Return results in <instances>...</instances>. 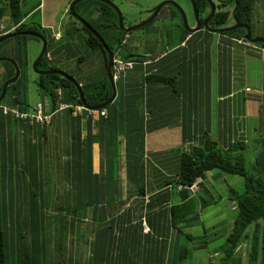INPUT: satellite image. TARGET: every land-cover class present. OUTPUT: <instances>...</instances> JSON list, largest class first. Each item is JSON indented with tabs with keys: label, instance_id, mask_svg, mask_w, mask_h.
<instances>
[{
	"label": "crops",
	"instance_id": "crops-1",
	"mask_svg": "<svg viewBox=\"0 0 264 264\" xmlns=\"http://www.w3.org/2000/svg\"><path fill=\"white\" fill-rule=\"evenodd\" d=\"M21 1V6L26 3V0ZM70 2L64 0L62 8L57 2H32L27 5L28 10L21 8V21L30 27L38 26L43 32L50 55V58L45 56V63L63 71L70 69L81 82H100L103 80L102 54L87 44L86 32L68 12ZM4 7L0 24L4 25L2 33H8L17 24L12 21L6 4ZM84 16L100 17L98 12L86 10ZM107 16L108 20H105L112 24L113 17ZM98 24L94 26L102 28ZM148 30L140 31L141 35L137 37L126 35L128 38L119 51L124 54L138 51L144 54L147 63L136 65L115 82L116 95L105 108L107 117L97 110L88 112L91 110L88 108L74 114L67 108L56 107L51 123L40 126L0 116V208H13V213L8 212V222H19L18 210L24 202L23 194L19 192L24 189V184L9 178L10 170H48V176L52 174L54 178L59 170L61 178L58 182L63 185L61 192L64 193L70 190L67 170H91L89 180L93 173L100 177L97 184L103 186L101 189L96 186V189L112 192L111 202L101 203L112 208L111 214L103 217L104 222H112V235H120L126 228L129 233V245L112 251V264L118 261L120 264H193L191 247L186 246L185 259H180L179 255L184 248L183 238L188 239L186 234L191 236L189 241L205 236L204 228L202 233H192L191 229L184 231L183 227L184 224L192 228L202 224L200 211L208 204H203L201 192L216 203L229 199V187L239 191L236 187L244 181L238 180L233 185L229 183V174L219 176L215 168L203 180L209 188L205 184L199 186L186 198L181 197L180 186L175 187L169 181L179 170L181 153L200 145L206 133L225 149L236 143L259 146L255 160L264 159V48L239 44L225 34L203 28L179 40L180 30L175 36L177 40L173 41L175 37L172 36L167 43L162 27L156 33L149 32V38L146 37ZM107 32L109 37L117 35L114 28ZM256 36L264 37L262 34ZM36 39L32 42L28 38L13 39L0 48L2 56L17 58L21 70L19 81L9 90L6 102L17 98L22 109L30 110L41 103L45 111H53L49 96L38 88V74L29 72L31 60L42 46ZM130 39L133 51L127 46ZM146 72L165 75L168 80H147ZM11 73V67L1 65L0 83L10 78ZM30 83L34 85L32 89ZM243 91L246 94L239 96ZM249 161L252 160L249 158ZM134 170L144 171V195L137 193L136 183L129 177L134 176ZM104 176L107 177L103 179ZM81 188L85 192L82 180ZM122 199L127 201L121 206L118 201ZM172 206L174 214L170 213ZM216 216L218 226H214L211 234L216 233L212 238L218 239L219 245L212 253H206L211 255H206L207 264L214 263L213 255L225 256V249L219 247L232 230L231 218L227 220L221 213ZM84 219L86 222L91 219L88 209ZM189 221L191 223H185ZM144 224L148 231L144 230ZM14 226L6 239L9 251L17 256L19 249L22 250L18 248L22 232L18 235ZM96 229L90 226L91 233L94 234ZM80 231L87 232L85 227ZM207 244L201 240L192 249L198 250ZM28 250L32 263L37 261L40 252L47 253L45 243L40 247L39 239L34 236L28 243ZM56 252L54 248L53 254ZM91 252L86 242L84 247L80 245L79 260L84 259L86 263ZM119 254L123 255L122 259L118 258Z\"/></svg>",
	"mask_w": 264,
	"mask_h": 264
},
{
	"label": "trees",
	"instance_id": "trees-1",
	"mask_svg": "<svg viewBox=\"0 0 264 264\" xmlns=\"http://www.w3.org/2000/svg\"><path fill=\"white\" fill-rule=\"evenodd\" d=\"M213 2L216 5V9L214 15L209 21V25L211 27L214 28L224 27L225 23L229 19H233V24L235 23V21L240 23L250 24L252 0H216ZM21 3H22L21 0H0V19L4 15L5 12L4 4H6L7 6L6 9L10 12L12 21L15 24H17V26L11 32L35 30L40 33H43L38 26L30 27L21 21L23 17V13L21 11ZM195 3L198 10V14H200L201 12L204 14L202 17L200 16V19L202 20L203 17H205L208 14L209 5L205 0H195ZM164 7L165 5L160 9L158 14L149 23L131 32H125L121 30L118 27V18L115 10L110 6H108L107 4H104L98 0L81 1L75 6V9L84 18H85L84 16L85 10L88 11V9L91 8L92 10L89 12L91 13L98 12L100 17L104 18V22L100 23L102 28H97L90 21L88 22L103 36L105 42L108 44V46L113 52V57H117L125 61H133L134 62L133 68H134L136 65H145L144 62L146 61H144L145 60L144 54H141L138 51L124 54L119 50L122 48V44L125 43L124 40L126 41L128 36L130 37V35H132L133 32L135 31L142 30L141 32H144L145 30L148 29L152 30V32L148 30L150 33H156L157 31H159L161 25H154V21L157 19L158 15L161 13ZM154 8L155 7L150 9V13H152ZM107 15H111L113 17L112 24H110L105 20V18L106 19L108 18ZM173 15H174L173 11H166L164 13V16L165 17L169 16L170 19H172ZM178 16L180 18V22L179 25L177 24L176 25L179 26L181 29V35L179 38V40H181L188 34H191V32L187 31L184 28L182 17L179 13ZM78 23L87 34V38H86L87 44L91 48H95L99 50L102 54L103 80L100 82H96V81L81 82L78 77L74 76V74L72 73H68V74L74 76L79 84L81 83L80 86L83 90L84 98L86 99L87 103L90 105H96L107 100L112 93L111 85L109 83L108 78L106 77L107 53L103 49L99 41L79 21ZM169 26H168L169 31H167L166 34L164 35L165 43L170 42L172 39V31L170 30L171 28ZM110 28H114V30L117 32L116 36L113 37L108 36L107 30ZM144 28L147 29L143 30ZM203 29L207 31L206 28ZM4 34L6 33L1 32L0 37H2ZM222 34L227 35L229 38L233 40L243 39L244 41H247L244 38L245 35L244 28H237L228 32H222ZM19 38L20 36L14 37V39H19ZM10 39L11 38L6 39L2 43H0V48L4 43L9 41ZM254 44L261 46L259 42L253 43V45ZM17 52H20V49L18 47H17ZM47 53L48 51L46 48L44 54L42 55L38 63V67L40 69L53 68L51 65H48L47 63L44 62V58ZM0 55L2 56L1 52ZM12 58L17 61L20 69V63L17 60V58L15 56H12ZM3 62L8 63L9 66L11 67L12 73L10 74V77H12L14 75V67L12 66L11 63L7 61L3 60ZM132 69L127 70L124 74H126L128 71ZM124 74H122L118 79H120ZM146 74H145L146 75L145 79L147 80L149 79L162 80L163 82H166L168 80V78L165 77V75H161L159 73L149 74L148 72H146ZM37 76H38V81H37L38 88L43 94L49 96L52 104V108H51L52 110L55 109L56 107L58 109L59 103H66V104H70V106L66 108L72 113L73 105H77V104L82 105L78 97L77 88L66 78L59 76L57 74H49V75L38 74ZM118 79H116L115 82ZM17 81H19V76L16 79V81H14L13 83L7 86L6 94L1 102L7 103L9 105H15L19 109L25 110L22 109V107L20 106V102H18L17 98H14L15 100H10V101L8 100L6 102L9 90L15 86V83ZM3 83L4 81L0 83V92ZM58 90H60V94L58 93ZM107 106L100 109H105L107 108ZM57 109L53 110L54 113ZM100 109H96V110L98 111ZM44 112H52V111L44 110ZM53 115L51 117V120L53 118ZM0 116L11 117L10 115H3V114H0ZM15 120H19V119H15ZM51 120L46 125L37 124L33 122L30 123L40 126H47L51 123ZM21 121H26V120H21ZM246 147H248L247 144L236 143L231 146H228L225 149L221 145H219L213 138L207 136L206 133L205 139L200 145L193 146L189 151H184L181 153L180 161H179V170L176 171L175 174L176 176L172 180H170L169 183H174L175 187L180 186L179 193L182 198H186L190 192L193 191L195 193L198 190L199 186L204 185L203 180L207 179V173L210 172L212 169L215 168L218 169L219 176L223 173L237 174L241 176V178L244 181L243 191L239 192L233 187H229L228 189V198L234 203V207L236 208L237 213L233 222L231 232L226 237L224 244H222L219 248L222 250L225 249V256L222 259L226 261L229 260V258L233 257L234 252L238 247L239 243H241L242 239L244 241L248 239L250 240V244H251V248H250L251 261H254L257 258V254H259L260 264H264V159L258 162L263 172L262 175L260 173L247 171L246 165H248V162L250 161H249V157H247L248 153ZM251 163L252 162H250V164ZM251 166H253V164ZM134 171H132V173H134ZM90 172L91 170H67V182H68V186L70 187V190L65 193L62 192L61 196L63 203L67 207H69L70 214H73V218L69 217L70 220L67 219L65 220V222H61L60 226H58L60 232V238H59L60 240L57 243V247H55L57 251L56 254H58V256L57 259L54 261V264H112V260H111L112 251L114 249L115 250L119 249L120 247L126 248L129 245L128 243L129 233L127 231V228L124 229L123 233L115 236V234L112 235L111 232V229L113 228L112 222L110 220L104 222L103 217L105 215L111 214L110 212L112 208L104 207L101 203H103L105 200L106 202L110 203L112 199V192L108 190L102 192L96 189V186L100 189L103 188L101 184H97V182L100 181V177L92 173L90 176L91 180H89L88 176ZM56 175H60L59 170L58 171L56 170ZM56 175H55L56 178L55 182L58 181ZM133 175L135 177L132 175L129 177L135 181L137 193L144 195V186H143L144 171L136 170ZM107 176H104L103 179L106 178ZM48 177H49L48 170H10L9 178H12L14 181H18L19 183L23 182L24 184V189L22 190V192L21 191L19 192L20 194H23L24 202H23V206L19 207L18 211L21 217L19 222L17 223L23 225L29 224L30 227L28 228H32L33 230L35 229V219L33 220V222L32 219L31 221L29 219V213L32 209L29 202L32 203L34 202L35 200L34 193L37 190H40L44 185V183H47V181L49 180ZM81 180L85 186V192L82 191ZM196 181L198 188L192 189L191 186ZM37 185L39 186V189H37ZM126 201L127 200L122 199L121 201L119 200L118 202L122 206V204H125ZM202 202L204 205L209 204V201H207L205 198H202ZM149 203H150V199L146 204L147 209ZM98 204H100V206H98ZM87 209L89 210V216H91V219L88 222H86L85 225V229L87 230V232L90 231V226H94V229H96L95 228L96 226H100V227H98L95 230L94 234L91 233V235L85 239L86 244H88L87 245L88 248L91 247L92 252L91 255L89 256V259L86 261V263H84V259L81 262L79 260V255H78V249L79 246L81 245V242L77 238H75L72 232H69V230L72 231L71 226L72 224H75L77 227L74 228L77 229L78 234H80L79 231L81 228L82 221L80 220L79 215H82V217L84 218ZM9 211L13 213V208H5V207L0 208V264H47L46 254H43L42 252H40V254L37 256V261L35 262L34 260V262L32 263V257L30 251L28 250V244L26 246H23V244L21 245L22 250L19 249L20 253L17 256H15V252L11 253L9 251L6 234H8L11 231V227L15 225V222H8ZM174 212H175V208L172 206L170 208V213L174 214ZM71 219L73 221H71ZM53 221L51 222V226L53 225ZM140 224L141 223H139V225ZM249 225L252 226L251 232L247 231ZM213 229L214 226L204 228V234H205V238H203L204 244L209 243L213 239L212 236L216 234L215 232L211 234L209 239H207L208 236L206 235L207 231L210 232ZM43 233L47 237L46 228L44 229ZM250 234L252 235L250 236ZM186 237H188V239H191V236L188 234H186ZM100 247H102L101 250H99ZM96 251L98 253H96ZM99 253H103V255L99 256L98 255ZM187 253H188V248L184 246V248H182L180 251L179 258L185 259L187 257ZM122 256H123L122 254H119L118 258L122 259L123 258ZM213 258L214 257H212L211 259L215 260ZM50 262H51L50 264L53 263V261ZM122 263L124 264V262ZM116 264H120V262L118 261L116 262ZM171 264H176V263L172 262Z\"/></svg>",
	"mask_w": 264,
	"mask_h": 264
},
{
	"label": "rangeland",
	"instance_id": "rangeland-1",
	"mask_svg": "<svg viewBox=\"0 0 264 264\" xmlns=\"http://www.w3.org/2000/svg\"><path fill=\"white\" fill-rule=\"evenodd\" d=\"M38 0H26V3L22 6L21 8L24 10H28L29 8L27 7V5L31 4L32 2H37ZM63 1L64 0H45L46 3H51V2H57L60 5V8L63 7ZM72 1V0H71ZM121 11V14L123 15V22L125 26H129V25H135L139 22H141L142 20H144L145 18H147L151 13H150V9L157 6L161 1L163 0H111ZM179 7L182 8V10L185 12L186 16H187V22L189 26H194L196 25V17H195V13H194V8H193V4L191 0H173ZM216 1V0H213ZM166 11H173L174 15L172 16V19L169 18V16L165 17L164 13ZM180 14L178 8L172 4H167L165 5V7L163 8V10L161 11V13L158 15L157 19L154 21V25H161L162 27V31L163 34L165 35L167 31H169L168 26H171L172 29V36L175 37L178 35V33L180 32V27L177 26L179 25L180 22V18L178 16V13ZM204 14L201 12L199 14V18L200 16L202 17ZM70 16V15H67ZM85 18L87 19V21H90L93 25H99L98 23H102L104 22V18L102 17H95V16H85ZM97 18V19H96ZM204 18V17H203ZM74 20H76L74 18ZM8 19H5V22H7ZM76 22V21H75ZM78 24V23H77ZM177 24V25H176ZM233 24V19H229L226 23L225 26H229ZM250 28H251V34L253 37H261V36H256L258 34H262L264 35V0H252V11H251V18H250ZM219 28V27H217ZM147 28H144L143 30H145ZM142 30L139 31H135L133 32L134 36H139L141 35ZM151 36V34L149 33V31H146V37L149 38ZM22 38H28V40H30V42L37 40L36 37L33 36H28V35H20V40H22ZM177 37H175V39L173 41H176ZM264 38V37H262ZM14 37H11L10 40H13ZM160 39V37H159ZM9 40V41H10ZM27 40V42H28ZM131 39L129 40L128 43V48H130V50H135L133 49V47H130L131 45ZM8 42V41H7ZM25 44L23 43V47ZM29 45V43L27 44V46ZM36 58V57H35ZM35 58H32L31 60V67H30V74H36L34 72V70L32 69V62L34 61ZM1 65H5V66H9L8 63L0 61V66ZM10 67V66H9ZM70 67L71 64H70ZM67 73H71L70 69L65 68ZM65 71V72H66ZM30 87L31 89L34 87L33 83H30ZM245 92L243 91V93H240L239 96H243ZM246 94V93H245ZM238 97V95H236V98ZM256 148L258 147H248L247 148V157H249L252 161V163L250 164V162H248V165H246L247 167V171L249 172H254V173H260L262 175V170L260 165L258 164L259 160H255L256 155L258 154L256 151ZM257 163V164H256ZM253 164V166H251ZM57 178H61L60 175H56ZM229 183H232L233 185H236V182L238 180H242L241 176L237 175V174H229ZM48 181L47 183H44V185L42 186V188L40 190H37L34 193V202L32 203L31 207V211L29 213V219L32 222L35 219V229L33 230L32 228H28L30 227L29 224L23 225V224H19V223H15L14 229L15 232L21 233L23 236H19L18 239V245L20 246V243L23 244V246H26L32 236H34V238H38L39 242H40V247H42L41 244L45 243V247H46V258H47V264H50V261H53L52 264H54V261L57 259L58 254H53V250L55 247H57V243L60 240V232L58 229V226H60L61 222H65V220H70L69 217L73 218V214H70V209L69 207H67L62 200V192L61 190H63V185L61 184V182H55V178L52 176V174L49 175L48 177ZM205 186L208 187V183H204ZM244 183L243 185H238L236 188H239V191L242 190L244 187ZM198 188V185H197ZM196 188V189H197ZM209 188V187H208ZM37 189H39V186L37 185ZM70 189V187H69ZM201 196L203 198H205L207 201H209V204L204 206V208L201 209V213H200V217H201V221L202 224L199 225H195L192 226H187V224H184V231H190L193 233L195 231H197V233H202L203 228H208L210 226H216L217 225V213H221L222 216H225V218L227 220H229L230 218L232 219V226H233V222L234 219L236 217V208L232 207L234 205V203L229 200V199H222L220 201H217L216 203H214L210 196L204 192H201ZM214 199H217L214 196ZM30 203V202H29ZM28 216V215H27ZM58 217V218H57ZM67 217V218H66ZM81 222V227H85L86 225V221L85 219L82 217V215H79ZM54 220V221H53ZM53 221V225L51 226V222ZM71 221H73L71 219ZM185 223H191V221L189 222H185ZM33 225V223H32ZM253 225V224H251ZM249 225L247 228V231H252V226ZM205 226V227H204ZM49 228L48 233H47V237L44 235L43 231L45 228ZM74 227H77L75 224H72L71 226V230H69V232H72V234L74 235L75 238H77L80 242L81 245L84 247V243H85V239L87 237H89L91 235L92 231L89 232H85L82 233L83 231H79L80 234H78V230L75 229ZM56 228V229H55ZM207 236L211 235V231H207L206 232ZM252 234H250L251 236ZM22 237V238H21ZM203 238H205V236H202ZM210 237H208L207 239H209ZM200 240V241H199ZM201 240L204 239H192L191 241H189L187 238H183V245L187 246L189 249L191 247L192 252L194 253L192 255V263L193 264H207L209 262H207V256L210 257L211 255H207L206 253H212L213 250L218 248L219 245V240H211L208 244L207 247L195 250L192 249L194 248L195 244L201 242ZM88 245V244H87ZM18 247V248H19ZM24 248V247H23ZM250 248H251V244H250V240L246 239L245 241L242 239L241 243H239L238 247L236 248L234 255L232 258H229V261L226 260V264H260V255L257 254V258L254 261H251L250 258ZM48 249V250H47ZM42 251V250H41ZM207 255V256H206ZM213 259H215V263L214 264H224L225 261L224 256L223 255H213ZM196 260V262L194 263V261Z\"/></svg>",
	"mask_w": 264,
	"mask_h": 264
},
{
	"label": "water",
	"instance_id": "water-1",
	"mask_svg": "<svg viewBox=\"0 0 264 264\" xmlns=\"http://www.w3.org/2000/svg\"><path fill=\"white\" fill-rule=\"evenodd\" d=\"M81 1H84V0H72L68 6V12L72 17H74L77 21H79L99 41V43L101 44V46L103 47V49L107 53L106 77L108 78L109 83L111 85L112 93L109 96V98L107 100H105L104 102H102L100 104H96V105L88 104L86 99L84 98L83 90H82L80 84L77 82V80L75 79L74 76L68 74L67 72H65L63 70L57 69V68L40 69L38 67V63H39V61H40V59H41V57L44 54V51L46 49V39H45V36L43 34L36 32V31H32V30L9 32V33L4 34L2 37H0V43L5 41L6 39H9V38L15 37V36H20V35H28V36H33V37L38 38L41 41L42 46H41V49H40L38 55L36 56V58L32 62V69L34 70V72L36 74H39V75L57 74L59 76L66 78L77 88L78 97H79V100L82 103V105H84L88 109L96 110V109H100V108L107 106L109 103H111L113 101V99L116 95L115 80L112 77L113 52L110 49V47L108 46V44L105 42V39L103 38V36L79 12L76 11L75 6ZM98 1H100L104 4H107L108 6H110L111 8H113L115 10V12L117 14V18H118V27L125 32H131V31H134L140 27H143L144 25L149 23L158 14L160 9L164 5L172 4L178 8L180 15L182 17V22H183L184 28L189 32H194L196 30H199L202 27L206 28L210 31H213V32H218V33L228 32V31H231V30H234L237 28H244L245 29L244 38L247 41L252 42V43L259 42L261 44V46L264 48V38L253 37L251 34L250 25L247 23H240V22L235 21L234 24L229 25V26H224V27H219V28L211 27L209 25V21L212 18V16L214 15L215 9H216V5L213 2V0H205L209 5V11H208V14L202 20L199 18V14H198V10L196 7L195 0H191L192 4H193V8H194L195 17H196V25H194L192 27L188 25L187 16H186L185 12L173 0L161 1L157 6H155L154 10L152 11V13L147 18H145L144 20H142L141 22H139L135 25H129V26L124 25L123 15L121 14V11L111 0H98ZM91 10H92L91 8L88 9V11H91ZM3 60L12 64V66L14 67V75L12 77L8 78L7 80H5V82L3 83L2 88H1V92H0V102L2 101V99L4 98V96L6 94L7 86L9 84L13 83L14 81H16V79L18 78L19 73H20L19 66L13 58L0 55V61H3Z\"/></svg>",
	"mask_w": 264,
	"mask_h": 264
},
{
	"label": "built area",
	"instance_id": "built-area-1",
	"mask_svg": "<svg viewBox=\"0 0 264 264\" xmlns=\"http://www.w3.org/2000/svg\"><path fill=\"white\" fill-rule=\"evenodd\" d=\"M4 31V25L0 24V34ZM239 44H244L246 46L253 47V43L249 41H244L243 39L236 40ZM47 58H50L49 53L46 54ZM147 62H144L146 64ZM134 65L133 61H125L117 57H113L112 60V77L114 80L118 79L122 74H124L127 70L132 69ZM60 94V90H58ZM70 104L59 103L58 109H63L69 107ZM85 110L83 105H73V113L79 114ZM93 109L88 110V112H92ZM99 114L103 117H107V111L105 109L98 110ZM0 114L10 115L12 118L19 120H26L29 122L46 125L50 122L54 111L52 112H44L43 106L41 103L35 104V106L31 110H21L15 105H9L7 103L0 102ZM192 189L197 188V181L191 186ZM144 230L148 231V227L144 224Z\"/></svg>",
	"mask_w": 264,
	"mask_h": 264
}]
</instances>
